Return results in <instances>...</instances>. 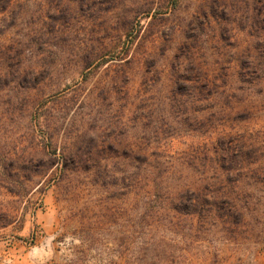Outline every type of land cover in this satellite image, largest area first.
<instances>
[{"label":"rangeland","instance_id":"374dc122","mask_svg":"<svg viewBox=\"0 0 264 264\" xmlns=\"http://www.w3.org/2000/svg\"><path fill=\"white\" fill-rule=\"evenodd\" d=\"M0 264H264V0H0Z\"/></svg>","mask_w":264,"mask_h":264}]
</instances>
